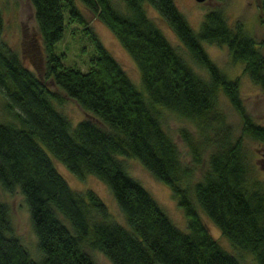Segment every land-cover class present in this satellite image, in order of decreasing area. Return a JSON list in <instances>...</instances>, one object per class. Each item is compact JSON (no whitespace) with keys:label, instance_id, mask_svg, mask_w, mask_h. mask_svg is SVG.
Returning <instances> with one entry per match:
<instances>
[{"label":"trees","instance_id":"obj_1","mask_svg":"<svg viewBox=\"0 0 264 264\" xmlns=\"http://www.w3.org/2000/svg\"><path fill=\"white\" fill-rule=\"evenodd\" d=\"M29 1L44 49V78L99 117L106 128L90 119L70 127L51 102L60 101L59 94L0 42V94L13 118L0 121V186L6 192L17 189L23 196L40 252L38 260L29 256L13 234L8 205L0 200V264H95L81 244L101 252L112 264H241L208 232L192 194L233 247L248 252L253 264H264V189L260 183L247 182L249 168L241 151L243 135L264 147V125L253 122L244 110L237 79L222 72L202 47V42L224 46L248 79L264 89V55L258 48L264 40L256 41L239 22L229 25L217 9L206 11L194 31L173 0H118L124 11L113 0ZM145 6L167 23L204 74L175 51ZM258 7L264 25V0H258ZM82 9L118 39L139 71L143 92L86 25ZM67 23L82 26L92 43L86 70L64 66L62 53L53 49ZM1 25L0 10V29ZM219 93L240 118L238 136L232 135L217 108ZM158 106L198 130V137H193L179 129L192 162L200 163L204 149L213 147L200 180L189 183L191 167L180 161L161 125ZM42 146L75 176L90 173L102 181L129 229L112 220L91 190L70 188ZM116 154L136 158L169 187L188 232L170 221L126 173Z\"/></svg>","mask_w":264,"mask_h":264},{"label":"rangeland","instance_id":"obj_2","mask_svg":"<svg viewBox=\"0 0 264 264\" xmlns=\"http://www.w3.org/2000/svg\"><path fill=\"white\" fill-rule=\"evenodd\" d=\"M176 7L183 14L189 26L197 31L203 15L210 9L219 10L229 25L239 22L242 29L250 34L256 41L264 40V25L260 23V10L258 0H173ZM114 5L119 10L124 11L122 3L113 0ZM0 10L2 14V25L0 29V42L14 51L20 62L29 70L33 71L44 84L53 91H56L61 97L60 101L51 99L55 109L67 120L70 127L82 119H90L100 127L106 128L105 124L90 111H84L72 99L57 88L49 79L44 78V49L38 35L37 26L33 17V8L29 0H0ZM147 16L154 25L160 30L165 39L175 49V51L190 66L200 74H204L201 67L196 65L187 50L178 41L167 23L159 17L156 12L145 6ZM85 23L94 32L98 40L106 50L120 64L121 68L128 76L134 86L143 92L139 71L121 46L118 39L108 29V27L95 18L88 10L82 9ZM207 56L224 72L229 78H236L238 85V94L244 106V110L251 116L253 122L264 125V89L253 84L242 71V65L238 61H233L226 48L215 43L202 42ZM264 55V46L258 47ZM57 53H62L61 62L65 66L78 67L80 70H86L88 58L93 54V46L89 37L82 33V26L77 23H67L61 40L53 45ZM5 98L0 94V121H10L12 116L9 110L5 109ZM217 108L224 115V120L231 126L233 136H238L241 129V121L238 114L230 105L228 99L222 94H218ZM160 113V122L162 127L171 137L180 161L191 167V176L189 183L192 184L201 179L202 173L207 168V159L212 152L213 147L204 149L201 155V162L194 163L191 160V154L186 143L179 135V129L184 128L193 137H198L199 132L189 121L178 118L170 110L157 107ZM13 119V118H12ZM43 147V146H42ZM55 170L63 177L68 186L77 191L85 189L91 190L104 204L112 220L126 229V224L122 212L117 207L108 187L90 173H84L77 177L57 160L44 147ZM241 151L245 162L249 168L247 182L252 184L256 182L260 189H264V159L263 144L246 135L242 136ZM115 157L122 163L126 173L136 180L156 201L161 210L170 219V221L183 232H188L186 218L182 209L172 198L169 187L163 182L154 178L145 169L141 163L134 157H128L116 154ZM260 183V184H259ZM253 185V184H252ZM254 187L256 185L254 184ZM196 205L197 212L208 232L216 239L220 246L238 259L241 264H253L252 256L243 250L233 247L228 240L220 234L219 229L214 223L201 211L195 202L194 195H191ZM0 200L6 203L10 209V218L13 226V234L19 239L23 248L28 252L32 259L40 258V252L37 247V240L31 228L28 209L23 196L17 189L13 192L3 191L0 186ZM63 224L70 229L69 223L61 216ZM81 248L88 252L95 264H112L101 252L90 249L84 244ZM238 261V262H239Z\"/></svg>","mask_w":264,"mask_h":264},{"label":"water","instance_id":"obj_3","mask_svg":"<svg viewBox=\"0 0 264 264\" xmlns=\"http://www.w3.org/2000/svg\"><path fill=\"white\" fill-rule=\"evenodd\" d=\"M195 1H199V2H201V1H205V0H195Z\"/></svg>","mask_w":264,"mask_h":264}]
</instances>
